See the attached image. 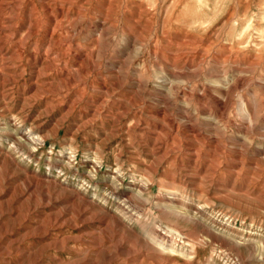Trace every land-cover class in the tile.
<instances>
[{
	"label": "rangeland",
	"instance_id": "rangeland-1",
	"mask_svg": "<svg viewBox=\"0 0 264 264\" xmlns=\"http://www.w3.org/2000/svg\"><path fill=\"white\" fill-rule=\"evenodd\" d=\"M70 1L74 83L0 97V264H264V0ZM9 2L39 26L24 60L49 13Z\"/></svg>",
	"mask_w": 264,
	"mask_h": 264
},
{
	"label": "bare ground",
	"instance_id": "bare-ground-1",
	"mask_svg": "<svg viewBox=\"0 0 264 264\" xmlns=\"http://www.w3.org/2000/svg\"><path fill=\"white\" fill-rule=\"evenodd\" d=\"M9 1L10 0H0V97L6 98V97L10 96V94H11V92H9L10 88H5L8 84H10L11 82L12 83H17V82L21 81L22 85H21V88L19 89L18 95H17L19 97V100L25 101L27 99H31L32 97L34 98L35 96H38V97L41 96V97L45 98L43 100H45L47 105L52 104V105L55 106L56 102H54L55 99L52 96H57V94H59L61 92H60L59 89H56L53 86V84H54L53 80L56 79L57 76H60V78L62 80L67 81V87H69L70 85H72L74 83V80L70 76L72 68L68 69L67 67H69V66L70 67H74V66L78 65V61L77 62L73 61L71 64L70 63L68 64V62L65 60V57H60L59 56V54L67 53V52L70 51L71 43L67 44L65 46V48L61 49V47L59 46V42H54V43L51 42V41H53V38L55 36V33H56L57 28L59 27L60 23H62L64 19L67 20V18L69 16V12L71 10V6H66L65 5L67 0H62L63 4H59V5L56 3V0H43L42 7L45 9L46 13L47 12L49 13L46 16V18H47V26H45L46 28H45V33H44L45 37L47 39L45 41L41 42V44H42L41 47H43V49L41 48L42 49L41 51H37V49L35 50V48H34L35 46L33 44L30 47L31 49H30L29 55L25 56V59L23 60L22 55L18 52L17 45L20 44L21 39L25 35H26L27 38L34 37V36L39 34L40 30H39V26H38L37 22H36V24H34L35 22L32 20L33 21V25L31 24L32 21H31V17L30 16L25 21L21 20V22H17L14 19H12L11 16L14 13H16L15 12L16 11V7H18V6L17 5H11ZM11 3H13V2H11ZM78 8H80V7H78ZM52 11L53 12L55 11L57 14L55 13V15H54V13H52ZM76 13H78V12H76ZM78 14H77V16H78ZM58 15H59V17H58ZM43 39H44V37H43ZM23 40H25V39H23ZM73 43H74V41H73ZM79 53L74 52L75 58L76 57L80 58L82 56ZM84 54H86V53H84ZM60 60H62L63 63ZM58 61H60V62H58ZM54 68H55V71L53 72L52 70ZM76 69H77V67H76ZM82 71H83V69H82ZM100 84H101V82H100ZM47 93H49V94H47ZM71 93H73V92H71ZM68 100H71V99L68 98ZM101 103H103V102H101ZM113 103H115V101H113ZM116 104H117L116 107H111L112 110L109 111V109H108V110L105 111L106 113H104L103 116L101 115L102 116L101 120H103V117L109 118L111 115H116L117 117H120V111L119 110H120L121 102L117 101ZM6 105H7L6 103H3L0 106H1V108H4ZM61 105H63L64 108L67 109V110L71 109V103H69V101H68V103L61 104ZM96 108H98L97 105H95L94 107H91L90 105L86 106L85 111H80V115H79L80 119H77V121H83L82 119L84 117H87V116H88V122H92V121L96 120V112H97ZM33 122H34V120L32 119V123ZM159 129L163 130L161 125H160ZM169 129H171V127ZM153 130H154V128H153ZM151 134H154V133H151ZM167 135L171 136V130L170 131L167 130ZM151 144H153V143H151ZM214 147H215V145H214ZM155 149H156V151L154 149H152L151 153L152 152L155 153V154L156 153L157 154L161 153L160 157L165 156L166 153L164 151V148L162 147V142H160V145L157 148H155ZM172 160H173V158H172ZM180 163H181V161H180ZM181 166H183V165H181ZM183 168L184 167H182V169ZM178 169H179V167H178ZM188 171H189V169H188ZM172 201H174V199ZM174 207H175V205H174ZM178 207H179V205H178ZM184 211H185V209H184ZM125 214H126V212H125ZM169 232H173L176 236H179V239L181 238V234L177 230H174L173 228L172 229L170 228ZM150 234H151V232H150ZM163 235H164V233H163ZM150 237L153 238V236H150ZM157 238L158 239H156V240H154V239H152V240L157 242V245H159L162 248H164L165 247L164 245H166V242L162 238H159V237H157ZM167 239H169V238H167ZM184 240H185V237H184ZM184 240H182L181 243H183ZM174 241H175V239H174ZM184 245L188 246L189 242H185V244H182L180 246L179 249L181 251L182 250H187V247L185 248ZM190 250L191 249H189V251ZM190 258H191V256H190Z\"/></svg>",
	"mask_w": 264,
	"mask_h": 264
}]
</instances>
